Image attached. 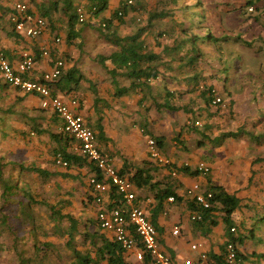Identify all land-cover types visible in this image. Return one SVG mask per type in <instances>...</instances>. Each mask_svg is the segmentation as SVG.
I'll return each instance as SVG.
<instances>
[{
  "label": "rangeland",
  "instance_id": "rangeland-1",
  "mask_svg": "<svg viewBox=\"0 0 264 264\" xmlns=\"http://www.w3.org/2000/svg\"><path fill=\"white\" fill-rule=\"evenodd\" d=\"M247 1L180 0L178 4H175L173 0H111L110 3L112 10L116 9L121 2L133 3L142 6V9H146L143 13L134 14L135 17H132L137 26L146 21L149 11L170 10L176 16L175 18L185 20L189 10L177 12L175 9L183 5L200 6L201 12L202 9L204 10L203 25L206 28L193 27L189 20L186 23L187 26L198 34H205L206 31H210L219 38L221 36L222 39L218 43L207 41L200 44L204 56L195 66H184L175 71H167L169 75L166 76L170 79L169 81L165 80V82L176 94L174 103L184 107L180 114L182 116L184 113V115L180 117L174 112L160 113L157 133L165 137L166 145L161 151L163 156L179 166L185 162H192V168H195L196 162H209L212 165L210 171L212 173L203 175L206 178L208 175L215 177L218 180L216 182L221 184H223L221 181L224 180L223 182L227 183L229 188L236 189L232 193L239 195L242 199L241 206L236 211L238 222L236 224L241 227L238 234L245 235V238H247L246 232L251 230L254 221L255 225L259 226V230L264 229V161L256 162L259 157H264V34L259 33L257 35L255 31L256 22L259 26L264 27V4L258 5L259 3L256 2L257 5H253L256 8L251 12L249 11L250 6H245ZM32 2H37V0ZM50 2L51 0H46L44 5L49 6ZM196 11L198 14L196 17L200 18V10L197 9ZM220 16H222L224 25L222 28L219 25ZM52 17L53 24L51 26H55L54 33H62L64 40L62 50L57 49V56L63 58L68 65L75 63V65H82L86 61L90 64L92 59L98 61L97 56L99 54L110 53L111 44L101 37L97 30L87 25L78 26L84 29L87 40L86 37L83 39L81 36L76 39L73 45H68L65 17L59 12L54 13ZM169 17L156 21V29L148 38L153 44L161 43L155 45L154 49L157 52L162 50L164 44L173 41L168 35L159 39L156 36L158 31L166 30L175 23V20H171ZM1 24L7 25V22L4 21ZM133 27L135 25L121 24L119 29L122 34H127L134 29ZM10 29L11 27H9ZM54 33L50 36L49 41L56 38ZM24 41L18 40L19 46H25ZM244 41L252 42V46H247ZM37 46L40 49V46ZM192 75L200 78L197 85L189 81ZM156 81L155 83L161 84L163 77ZM225 81L228 85H225ZM204 86L206 88L212 86L215 90L214 93L222 98V102L214 107L208 105L209 108H207L201 96ZM11 96L4 95V102H11L13 98ZM153 105L150 103L149 106L146 104L145 107L150 110ZM190 111L195 112V119L190 117L194 127L192 125L186 127L185 125L188 119L187 112ZM4 113L0 112V115H4ZM33 114H38V112ZM46 114L48 116L56 115L54 112H47ZM185 116L186 119H184ZM20 118L18 115H8L5 124L0 123V157L5 158L6 163L21 161L29 165L47 168L53 173H67L76 169V167L65 168L59 164H54L51 155L53 143L49 132L42 135L33 133L29 126L24 123V120ZM196 120L200 121V125L195 124ZM55 125V122L44 124L45 129L49 131L59 130ZM181 127L183 143L177 140ZM240 127L252 131L254 136L248 137L246 134H240L238 137L228 136L222 144L212 143L209 138L210 136L213 138L220 132L234 133ZM147 131L156 132V130L146 128L145 133L147 135H149ZM150 138L152 137L150 136ZM74 146L73 148H75ZM156 165L159 166L157 163ZM15 169L17 175L18 168ZM9 171L6 169V175L10 173ZM181 175L186 174L181 173ZM165 176L168 178V175ZM19 178L23 185L32 190L37 200L45 199L50 204L58 202L60 198H66V190L73 192L72 197L68 196L72 204L66 205L62 213L70 212L84 220L96 216L97 205L90 200V190L86 191V186L90 187L87 176H83L82 181L75 182L72 178H66L62 175L54 174L49 180H46L33 172H25ZM178 180L176 177L174 182L178 184ZM181 189H184L183 186ZM83 200L87 202V206L83 205ZM179 203L172 206L178 207ZM35 208L37 213L36 235L28 232L25 236H21V228L19 227L18 241H16L17 237L14 231L4 221V212L0 209V264H20V256L28 258V260L31 259V264H72V248L66 245L67 237L60 232L57 220L51 217L47 206L38 204ZM260 216L263 218L259 219ZM13 221L16 220L11 217L9 222ZM66 222L64 220L62 224L65 225ZM262 233L264 236V231ZM33 237L39 238L43 244L51 243L49 252L54 253V257L48 261L33 259L35 257L32 255L33 240L35 239ZM77 238L79 242L80 237ZM78 242L77 248L84 250L82 243ZM249 247L252 249L251 246ZM252 256V252L246 254L247 258ZM134 262L137 264V261Z\"/></svg>",
  "mask_w": 264,
  "mask_h": 264
},
{
  "label": "trees",
  "instance_id": "trees-1",
  "mask_svg": "<svg viewBox=\"0 0 264 264\" xmlns=\"http://www.w3.org/2000/svg\"><path fill=\"white\" fill-rule=\"evenodd\" d=\"M173 1L175 2V4H178L180 2V0ZM260 1L261 0H248L245 6L251 7L253 5H257L256 2L259 3ZM110 3L111 0H51L49 6L40 4V13L32 10L31 7L29 9V12H35L40 17L45 19L49 27L51 24H53L52 15L56 12L61 13L66 18L65 30L67 34L66 41L68 45H73L76 42V39L81 36H83V39H85L86 37L87 40L84 29H82V27L79 28V25H87L97 30L99 35L112 46L110 53L99 54L97 56V59L99 60L101 65L105 67L108 75L112 79V84L115 86L114 97H122L124 95H129L135 91H141L143 93V96L139 100L140 104H143L145 101L152 100V104H154V106H156L158 110H168L171 111L169 113L174 112L180 117H183L184 113L181 116V113L177 111L181 109L184 110V107L174 103L176 94L173 92V90L167 87L168 84L165 82V80L169 81L170 79L168 78V76H166L169 75L167 71H175L177 69L183 68L184 66H195L204 56L202 50L200 49V44L207 41L218 43V41L222 39L221 36L219 38L212 34L210 31H206L205 34H198L187 26L186 23L189 20L193 27H204L203 21L205 15L203 9L201 12L200 6L183 5L175 9V11L177 10V12H184L187 9L189 10V14L187 15V17H185V20H179L175 18L176 16L172 14V11L170 12V10L149 11L147 12L146 21L141 22L142 24H139L137 26V23L134 24L135 19L132 17H135L134 14L139 15L143 13V11H146V9H142V6L134 5L133 3L121 2V4L116 9H111V15L109 17H106L104 16V13L110 9ZM81 6H84V9L88 12H92V14L94 15V21L89 20L87 21V23L79 21L78 9ZM255 8L256 7H254V10ZM11 9V7L10 9L7 8L8 14H11ZM197 9L200 10V18L196 17L198 15L196 11ZM166 17H169L171 20H175V23L171 24V26L166 30L158 31L156 36L159 39L161 37H164L165 35H168L173 41L172 43L164 44L162 50L160 52H157L154 49L155 45H159L161 43L156 42V44H153L148 40V38L152 33H154L156 29V21L163 20ZM9 22L11 23L12 27L8 32L9 36L11 38H15L16 41L20 39L24 40L25 37L16 31L14 21L9 18ZM121 24L135 25V27H133L134 29L129 33L122 34L119 29V26ZM54 27L55 26H53V31ZM204 28H206V26ZM244 43L249 47L252 46V42L250 41H244ZM79 45L82 46V44ZM48 49L50 53L49 59L51 60V64H53L57 59H60L57 56L58 51L57 49H52V47H49ZM42 51L43 49L38 50L39 54H42ZM107 61H110L114 67L109 68L108 66H106ZM223 69L225 70V68ZM161 77H163V81H161L160 84L162 91L160 92V95L157 96L153 92L152 81H155ZM84 79L85 76L79 66L74 65L73 67L64 70L60 78L54 83L58 89L62 91L67 90V93H69L73 90L79 89ZM121 79L127 80L128 85L123 84ZM189 79L190 82L194 83V85H197L200 78L198 76L192 75ZM1 84L2 83L0 81V87H2ZM225 85H228L226 81ZM5 86L9 87V84L5 83ZM91 87L95 94V107L98 109V105L101 103L106 105L105 100L99 95L97 85L95 83H92ZM213 89L214 88H212V86L207 88L206 86H204V89L201 92V96L204 99L205 106L207 108H209V106H217L221 103L220 102L216 105L213 104V100L215 99V97H217V94L214 93L215 90ZM0 111L5 112L4 115H0V123L2 122L1 124H5L6 116L18 115V117H21V120H24V123L29 126L30 131H32L33 133L42 135L45 132H49V136L53 143L51 155L53 157L54 164H57V158L60 156L64 161H67L69 163V168H85L89 170L90 173H92L91 176L96 175L99 179H103L104 176L100 169L95 165V163L91 161L86 155L82 154L79 150L73 148V145L77 140L74 136L64 130L63 120V123L60 124V127L63 126L62 130L49 131L46 130L43 126V121L48 119V115L46 114L47 112H38V114H33L34 112H15L14 107L4 108L3 105H0ZM95 113H97L98 118H95L94 122L89 126L93 130H95L97 138L99 140L109 141L110 138L106 136L103 124L105 113ZM194 113L195 112L192 111L187 112L188 119L186 120V127L192 125L191 118L195 119ZM55 114L56 115L51 116V119H53L55 122H57L59 118L62 119L59 115H57L58 113ZM195 124L200 125V121L196 120ZM194 126L195 125H192V127ZM182 127L177 136V140L181 143H183ZM146 128L148 127L145 126L144 131H146ZM148 133V137L150 138L151 136L155 140L156 145L159 148L162 149L165 147L166 144L164 136L154 135L152 132L150 133V131ZM240 134H246L248 137L254 136L252 131L245 130L244 127H240L237 128L236 132L234 133L220 132L213 138L212 136H210L209 138L211 139L212 143L222 144L224 139L228 138V136L238 137ZM4 160L5 158L0 157V209L4 212V221L8 223V227H10L12 231H14L17 237L16 241H18L17 232L19 231V227L21 228V236H25L28 232L33 234L34 236L36 235L37 213L35 211V207L38 204H42V206L45 205L49 208L51 217L57 220L59 224L58 228L60 229V232L67 237L66 245L69 248H72V264H100L103 261L114 264H135L134 261H136V259L134 258V256H132L131 252L123 248L122 244L116 239L115 236L103 231L98 220V208H96V216L93 218H89L88 220H84L81 217H76L73 213L70 212L62 213V210L66 205L72 204L68 196L72 197L74 195L73 192L66 190V198H60L58 202L50 204L45 199L41 201L37 200L32 190L23 185L22 181H20L19 178L22 173L33 172L37 176L42 177L46 180H49L52 175L57 174L62 175L66 178H72L75 182H79L83 179L82 175H75L69 171L67 173H53L49 169L44 167L29 165L21 161L6 163ZM259 161H264V157H259L256 160V162ZM200 162L201 161L195 164V168H192V164L189 162H185L180 166L172 161L166 166L157 163L159 165L157 167L156 162H154V164L156 165L155 168L157 169H159V167H166V169L169 171L168 177L175 178L172 176V171L174 169L178 173H184L186 175L196 176L204 174L202 171L196 168ZM206 163L210 165L209 162ZM15 168H18L17 175L15 174ZM125 168L126 169L119 170V173L121 175H128L127 167ZM211 168L212 165H210V169ZM6 169L10 170V173H8V175H6L5 173ZM152 169L154 168L139 166L132 175L129 174L128 176L133 184L138 188L148 186L152 191L155 192V213H153V215L151 216V220L157 227L158 233L162 234L164 232V228L161 227L157 222L159 213L164 211L166 205L165 203L170 196L174 195L176 197L175 202H181L183 200V197L178 195V193L176 192V187H174L173 179H163L153 182V176L150 173ZM210 171L206 174H211ZM208 182V191L212 192L213 194L211 197L212 205L210 208L203 207L193 196L191 197L190 195L189 198L184 201L189 211L199 212L202 216L199 219L192 220V228L195 232H198L204 236H208L213 232L214 228L222 222L228 240L224 245H222L223 252L220 255L212 252L207 256V259L210 264H226L224 255L226 252L225 247L227 242L231 240L235 243H237V241L242 243L245 239L244 237L240 236L241 233L238 234L241 230V227L235 224V220L233 217L236 210L241 206L242 199L237 194L229 192L223 185L214 183L211 179V176L209 175ZM90 191V200L95 202L96 198L92 194L93 190L91 186ZM112 191V196L116 199L115 203H120L121 195L117 194L114 189ZM83 205L87 206V202L84 200ZM11 217H13L16 221L9 222V219ZM262 218L263 216L259 217V219ZM64 220L67 221V224L65 225L62 224ZM235 226L238 227L239 231L234 233L231 231V228ZM132 229L133 230L131 231L133 235L138 237L135 229ZM252 232L253 230L251 229V235ZM77 237H80L79 242L82 243L84 250H79L77 248ZM33 239L32 255L35 256L33 257V259H36V261H48L50 258L54 257V253L49 252V248L52 246L51 243L48 242L43 244V242H40L39 238L37 237H33ZM139 243L140 244L138 246L141 249L145 250L141 241ZM19 261L20 264H31V259L28 260V258H24L22 256H20ZM144 263L155 264L148 252H146L145 254Z\"/></svg>",
  "mask_w": 264,
  "mask_h": 264
},
{
  "label": "crops",
  "instance_id": "crops-1",
  "mask_svg": "<svg viewBox=\"0 0 264 264\" xmlns=\"http://www.w3.org/2000/svg\"><path fill=\"white\" fill-rule=\"evenodd\" d=\"M45 2L46 0H40V2L39 0H37V2H32V0H29L31 9L36 11L37 13L41 12L40 4H44ZM262 3L264 4V1L261 0L258 5H261ZM10 7L11 3L8 0H0V50L4 52L6 51L5 54L13 62L21 58V53L26 51L23 48H27L29 49L27 51L35 53L36 66L31 73V78H40L41 75L50 68L51 60L47 57H44L42 54H39L38 50L49 47H52V49L62 50V43L55 44L54 39L53 41H49L50 36L52 35V33H54L53 27L50 25L49 30L45 32V34H43L41 37L36 39L25 38V46H19L18 40L16 41L15 38H11L8 33L9 27H11V23L9 22L10 14L7 13V8L10 9ZM111 13L112 12L110 7V9L104 13V16L109 17ZM4 21L7 22V25L1 24ZM255 24L256 34H264V27L259 26L258 22H256ZM219 25L221 28L224 26L222 16H220L219 18ZM55 32L57 33V31ZM56 35L63 38L62 33H57L55 34V36ZM222 36H224V33H222ZM37 45L40 46V49ZM88 64L89 63H87L86 61L82 65H78L80 66V69L85 76V79L82 81L81 87L79 89L67 93V90L62 91L58 89L57 86H55V94L63 96L66 100L76 98L79 102V109L83 114H85L88 124L90 123L89 125L94 122L95 118H98V115L95 112L105 113V119L103 122L104 130L106 136H108L110 140L104 142L106 143V147L112 157L113 164L116 168L120 170L126 169L125 167H127V174L132 175L139 166L146 168L153 167L154 169L150 171L151 175L153 176V182L163 179L174 180L176 177L179 179L178 184L174 182V187H176V192L178 193V195L183 197V200L181 201V203H173L167 200L165 203V209L164 211L159 213L157 220L158 224L164 228V232L162 234H159L160 245L167 253L172 256L175 263L182 264L183 260L186 258L198 260L202 253H206L207 256L212 252L220 255L223 252L222 245H224L228 240L222 222L217 227H215L213 232L208 236H204L198 232H195L192 228L191 219V214L193 212L189 211L184 201L189 198L188 188L194 183H199L201 185V189L207 191L209 188L208 178H206L203 174L192 176L181 175V173H178L175 178H171L168 176V178H166L165 175H168L169 173L166 167L157 169L155 168L156 165L154 164V162L150 159L148 146L149 135L145 133L144 128L145 126H147L150 130H156V132L154 131L152 133L154 135H159L157 133V129L159 127L158 125L160 124L159 112L171 111L158 110L154 105L152 106V109L149 110L148 107H145V105L147 104L149 106L150 103L152 104V100L145 101L143 104H140L139 100L143 96V93L141 91H135L129 95H124L122 97H114L115 86L112 84V79L108 75L105 67L101 65L99 60L97 61L92 59L90 64ZM74 65H67L66 69H69ZM106 66H108L109 68L114 67L110 61L106 62ZM121 80L123 84L128 85L127 80ZM0 81L2 83L1 86H3L0 87V105H3L6 108L14 107L15 112H53L41 107V100L39 96L23 93L20 89L11 85H9V87H6L5 82L1 76ZM155 82L157 81H152L153 92L155 93V95L159 96L160 92L162 91L161 86L160 84ZM92 83H95L97 85L99 95L106 102V105L102 103L99 104L98 109L95 107V94L91 87ZM167 87L169 88V85H167ZM21 93L24 95H22ZM4 95H12L13 98L11 102H4ZM19 106L20 108H18ZM177 112L182 113L183 110L181 109ZM51 116L54 115H49L46 122H55L53 119H51ZM170 118L172 117L170 116ZM46 122L43 121V126ZM55 123V126L59 128V131L62 130L63 126L60 127V124L63 123L62 119L59 118V120ZM74 145V147L76 148V143H74ZM162 150L163 148L160 151ZM72 173L75 175L80 174L82 176H87V182L89 184V177L92 174L89 172V170L85 168H76L72 170ZM211 179L214 183H217L216 181H218L215 177H211ZM223 181L224 180L221 181L223 184H217L223 185L231 193L236 190L235 188H229L227 186L228 184ZM182 186L184 189H181ZM88 190H90V187L86 186V191ZM112 190L113 189L106 193V202L107 204H109V206H114L116 200L112 196ZM134 190L137 195L136 203L141 206L146 211L150 219H152L151 216L153 215V213H155L154 209L156 206L155 192L152 191L148 186L138 188L136 185H134ZM89 193L91 195V191ZM177 203H179L178 207L172 206L177 205ZM236 214L237 212H235L233 216L235 224L238 223L236 220ZM176 224H179L181 226L180 235H175L172 232ZM251 229L253 230L252 235L248 230L246 232L247 238H245V235H240L245 239L242 243L237 241L239 250L243 255L242 264H264V236H262V232L264 231V229L259 230V226L255 225V221ZM198 242L201 244V246L198 249L193 250L191 244ZM250 243L253 244L251 245ZM249 246H251L252 249ZM250 252H252L253 256L247 258L246 254L248 255ZM137 264H139V262H137Z\"/></svg>",
  "mask_w": 264,
  "mask_h": 264
},
{
  "label": "built area",
  "instance_id": "built-area-1",
  "mask_svg": "<svg viewBox=\"0 0 264 264\" xmlns=\"http://www.w3.org/2000/svg\"><path fill=\"white\" fill-rule=\"evenodd\" d=\"M8 1L12 8L10 18L15 23L16 31L25 38L36 39L49 30V25L45 19L35 12H29V0ZM249 11L253 12L254 6H251ZM78 12L80 22L94 21V15L91 11L85 10L84 6H81ZM62 42L61 36L54 38L55 44ZM42 55L49 58V49L44 48ZM67 65L65 60L57 59L40 78H31V73L36 66L35 53L24 51L21 53V58L13 62L4 51L0 50V76L4 82L26 94L39 96L43 109L58 113L64 122V130L77 140L76 149L93 161L102 172L103 179L92 175L89 178V184L93 190L92 194L96 198L98 220L103 231L115 236L123 248L131 252L139 264H146L144 263L146 252L150 254L155 264H177L172 256L161 247L157 227L147 216L146 211L136 203L137 195L133 182L128 175L119 173V169L115 167L112 157L107 151L106 143L97 138V134L89 126L85 114L80 111L78 100L76 98L66 100L63 96L55 94L54 82L60 78ZM220 102H222V98L219 96L213 100L215 105ZM148 146L152 161L163 166L171 163L169 158L161 154L160 148L153 138L148 139ZM57 164L63 167L69 166V163L60 156L57 158ZM196 168L204 174L211 170L210 165L203 161ZM172 175L177 176L178 172L174 169ZM111 189H115L116 193L121 195L120 203H115L114 206H109L106 202V193ZM188 195L193 196L205 208H210L212 205V192L202 190L199 183H194L188 188ZM175 199L176 197L172 195L168 201L175 202ZM201 217L199 212L191 214L192 220ZM132 228L135 229L138 237L133 235ZM231 231L235 233L239 229L235 226L231 228ZM172 232L175 235H180L181 226L176 224ZM140 241L145 250L138 246ZM200 246L199 242L191 244L193 250ZM225 248L224 259L226 264H242L243 257L237 243L230 240ZM207 258L206 253H202L198 260L186 258L182 264H210ZM100 264L114 263L103 261Z\"/></svg>",
  "mask_w": 264,
  "mask_h": 264
}]
</instances>
